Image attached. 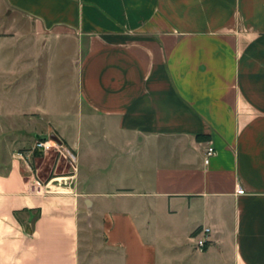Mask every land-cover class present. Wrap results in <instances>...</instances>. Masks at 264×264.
<instances>
[{
  "label": "crops",
  "instance_id": "1",
  "mask_svg": "<svg viewBox=\"0 0 264 264\" xmlns=\"http://www.w3.org/2000/svg\"><path fill=\"white\" fill-rule=\"evenodd\" d=\"M1 92L76 169L0 131V264H264V0H0Z\"/></svg>",
  "mask_w": 264,
  "mask_h": 264
},
{
  "label": "rangeland",
  "instance_id": "2",
  "mask_svg": "<svg viewBox=\"0 0 264 264\" xmlns=\"http://www.w3.org/2000/svg\"><path fill=\"white\" fill-rule=\"evenodd\" d=\"M49 94L50 95L46 97V106L57 108L56 113H59L57 119L62 122L68 121V125L69 121L73 120L75 113H77V94H75L74 89L62 88L56 93L52 90ZM27 97L28 96H26V98ZM39 97L40 96H30V100L34 102L37 101ZM0 104L2 108L0 111V131L6 133L11 141H15L16 144H14L13 148L27 153L28 159L32 162L33 167H35V162H37V166L40 167V181L47 183L48 180L53 178L55 182H63L62 176L69 171V164L62 158L58 160L52 151L44 154L34 151L31 147L35 141L31 134L32 131L45 128L47 126L46 120L48 117L41 116L40 111L36 112L31 110L33 112H29L28 109L31 107L30 103L25 102L23 95L19 93L6 95L1 92ZM63 111H68L67 117L64 116ZM71 131L72 129L67 127L64 133L68 136ZM33 154H35L36 159H33Z\"/></svg>",
  "mask_w": 264,
  "mask_h": 264
},
{
  "label": "built area",
  "instance_id": "3",
  "mask_svg": "<svg viewBox=\"0 0 264 264\" xmlns=\"http://www.w3.org/2000/svg\"><path fill=\"white\" fill-rule=\"evenodd\" d=\"M33 150H38L41 153H47L52 151L55 156L60 160L61 158L69 164V166L75 170L76 169V155L65 145L60 139L57 140L49 137L46 139L36 138L32 145ZM215 154L214 147L208 143L204 150L203 161L207 164L210 158ZM236 193H243V189L238 188ZM209 231L208 227L202 228L198 234L191 237L194 243V249L197 251H202L207 243V233Z\"/></svg>",
  "mask_w": 264,
  "mask_h": 264
},
{
  "label": "water",
  "instance_id": "4",
  "mask_svg": "<svg viewBox=\"0 0 264 264\" xmlns=\"http://www.w3.org/2000/svg\"><path fill=\"white\" fill-rule=\"evenodd\" d=\"M47 137H48V135H46V134L38 136V138H41V139H46ZM49 137L52 138V139H55V140L58 139V137L55 134H50Z\"/></svg>",
  "mask_w": 264,
  "mask_h": 264
},
{
  "label": "trees",
  "instance_id": "5",
  "mask_svg": "<svg viewBox=\"0 0 264 264\" xmlns=\"http://www.w3.org/2000/svg\"><path fill=\"white\" fill-rule=\"evenodd\" d=\"M197 136H199V135H197ZM21 211H29V210H26V209H22ZM20 212V211H19ZM18 211H15V216L17 217V215H18V213H19Z\"/></svg>",
  "mask_w": 264,
  "mask_h": 264
}]
</instances>
